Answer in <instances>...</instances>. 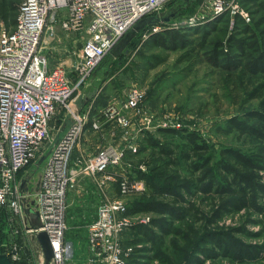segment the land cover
<instances>
[{
  "label": "rangeland",
  "instance_id": "rangeland-1",
  "mask_svg": "<svg viewBox=\"0 0 264 264\" xmlns=\"http://www.w3.org/2000/svg\"><path fill=\"white\" fill-rule=\"evenodd\" d=\"M232 7L237 14L232 13L230 9L213 21H209L212 13L210 3L206 0L169 1L159 13L161 16L175 14L170 24L168 23L169 29L193 32L209 22L212 25L204 26V29L192 33L186 48H162L155 44L146 46L145 42L149 39V34H146L140 41H136L128 54L120 59L117 60L114 55L109 54L94 75L75 89L72 101L76 108L87 105L86 101L90 104L88 108L91 106L89 98L95 96L94 108L97 113H101L109 104L123 103L134 87L145 92L139 110L123 112L132 121L129 129H124L115 123L106 125L99 132L89 127V132L97 133L96 136L89 135L86 141L82 138L81 143L86 142L87 146L81 148L78 145L74 150V159L77 160L78 157L93 155L102 146L110 145L125 149V156L119 166L111 169L107 174L95 177L79 175L69 186L65 237L74 247L75 264H91L88 228L97 219L100 204L106 199H116L120 196L118 189L122 176L142 179V175L147 174L157 186V190L161 185L170 186L174 183L171 174L166 176L159 174L162 160L155 158L153 150L144 141L146 134L157 140H172L180 143L177 136L171 137L163 134L161 130L196 132L212 146L217 155L221 148L235 146L252 155L259 164L264 162V152H261L262 142L248 136L239 138L237 133L224 134L217 131L220 124L229 118L247 110L258 109L260 105V100L257 99L246 102V94L238 103L226 82L223 66L230 58L239 56L241 53L239 50H233L227 58L209 59L213 50L217 48V43H226L234 35L236 30L232 32L231 30L238 16L250 26L257 37L255 39L257 47L247 48V56L244 60L258 58L264 52L262 34L264 8L261 0H233ZM18 13L19 0H0V35L5 29H13ZM193 18L203 24L194 28L187 27ZM253 20L258 21L260 25L256 26ZM158 28L159 31L163 27L158 26ZM55 36L58 42L55 39L51 40L44 52L53 65H63L68 70L76 85L77 72L74 70V64L80 61L81 43L69 42L70 39L59 26H56ZM239 37L243 38L246 35ZM249 41L254 42L253 39ZM192 47H195V52L190 51ZM59 118L56 115L50 122L54 138L62 122ZM51 142L52 140L45 142L42 150H48ZM131 145L136 147V152L129 148ZM42 167L33 163L21 176L26 175L28 179H33L34 185H37L41 179ZM186 173L185 168L181 170L182 175ZM260 175L264 183V172H260ZM105 176H110L112 179L104 181L103 184ZM143 180H147V190L142 194L131 196L130 199L154 191L153 187L148 186V179ZM174 191L184 194L187 199L190 198L177 185ZM261 197L256 200V204L264 208V199ZM243 214H245L244 210L235 216H226L219 221L218 226H212L215 231L211 234L206 232L204 221L192 223L196 232V238L193 239L195 247L192 249H190L192 246L189 248L185 237L167 235L161 248L162 259L159 260L153 257L151 246L140 244L136 235L124 234L123 244L126 247L138 245L135 253L140 250L139 257L146 260V264H264V223L259 222L262 220V215L252 214L242 218ZM153 216L155 215L139 214L135 218L141 220ZM7 217L8 213L0 212V252L1 244L8 236ZM158 218L168 219L169 216L159 215ZM247 218L253 221L248 222ZM189 222L192 221L189 219ZM244 223L247 227L245 233L231 230L233 227H241ZM151 228L156 231L154 227ZM201 250H207V253ZM37 256L38 264H44L43 254L39 253ZM196 258H200V261Z\"/></svg>",
  "mask_w": 264,
  "mask_h": 264
},
{
  "label": "built area",
  "instance_id": "built-area-1",
  "mask_svg": "<svg viewBox=\"0 0 264 264\" xmlns=\"http://www.w3.org/2000/svg\"><path fill=\"white\" fill-rule=\"evenodd\" d=\"M169 1L19 0L14 28L0 35V210L8 213L9 226L0 254H8L15 264H38L37 254L42 250L36 232L49 236L55 264H75L74 247L65 237L69 186L79 175L107 174L119 166L125 149L102 146L77 160L74 150L89 127L99 132L115 123L129 129L132 121L123 112L139 110L145 92L134 87L123 103L109 104L101 113L94 108L95 96L88 108V103L76 108L72 96L137 22L160 15ZM232 1L206 0L212 13L209 21L230 9L237 14ZM201 23L193 18L187 27ZM56 26L71 43H81L80 61L74 64L76 85L68 70L53 65L44 52L51 40H56ZM158 29L155 26L152 31ZM56 115L69 120V125L54 138L50 122ZM51 140V147L43 151V144ZM129 148L137 150L134 145ZM42 159L41 179L34 185L33 179L21 174ZM104 179L103 184L112 178ZM146 190L145 180L122 176L120 196L100 204L97 219L88 228L91 264L129 263L138 245L126 247L123 235L136 224L150 221L127 216L129 199ZM25 209L33 215L27 216Z\"/></svg>",
  "mask_w": 264,
  "mask_h": 264
},
{
  "label": "trees",
  "instance_id": "trees-1",
  "mask_svg": "<svg viewBox=\"0 0 264 264\" xmlns=\"http://www.w3.org/2000/svg\"><path fill=\"white\" fill-rule=\"evenodd\" d=\"M261 3L264 8V0H261ZM255 23L256 26L260 25L258 21ZM235 24L231 30V32L236 30L234 35L226 43H217V48L213 50L209 59L212 57L215 60L220 57L227 58L233 50H239L241 52L239 56L230 58L223 66L226 82L238 103L246 94V102L257 99L260 100V105L258 109L247 110L229 118L220 124L217 131L224 134L237 133L239 138L248 136L255 141H260L263 143L261 152H264V52L258 58L245 61L246 49L257 47L255 41L257 37L249 28L250 26L239 16L238 20H235ZM168 25L146 26L130 43L129 51L134 47L136 41H140L146 34H149V39L145 42L146 46L155 44L162 48H186L192 33L204 29V26L208 27L212 23L204 24L193 32L172 30L168 28ZM155 26L163 28L153 32L152 29ZM244 34L246 37H239ZM262 34L264 37V32ZM252 39L254 42L249 41ZM190 51L195 52V47H192ZM123 56L125 53L113 57L118 60ZM161 132L171 137L177 136L181 142L157 140L149 134H146L144 141L153 150L155 158L162 160L159 174L161 176L171 174L174 183L170 186L161 185L157 190V186L148 175H142V179L147 178L148 186L153 187L154 191L142 197L129 199L127 216L134 217L139 214L155 216L149 217L150 221L147 224L140 223L131 227L124 233L125 235H136L140 244H149L153 257L159 260L162 259L161 248L167 235L185 237L189 248L195 247L193 239L196 232L192 223L204 221L206 232L211 234L215 231L212 226H218L219 221L226 216H235L243 210L245 214L242 215V218L252 214H261L262 220L259 222L264 223V208L256 204L259 197L262 196L264 199V183L260 175V172H264V162L259 164L252 155L235 146L221 148L217 155L212 146L196 132L172 129L161 130ZM184 168L187 173L182 175L181 170ZM176 185L179 186V189L184 190L190 198L187 199L184 194L174 191ZM2 211L6 213L4 210H0V212ZM159 215H167L169 218H158ZM189 219L192 222H189ZM246 221L252 222L253 220L247 218ZM151 227H154L156 231L154 232ZM246 228L244 223L241 227H233L231 230L245 233ZM201 251L207 253V250ZM140 255V250H137L131 258L138 261L142 259L139 257ZM196 260L200 261V258H196Z\"/></svg>",
  "mask_w": 264,
  "mask_h": 264
},
{
  "label": "water",
  "instance_id": "water-1",
  "mask_svg": "<svg viewBox=\"0 0 264 264\" xmlns=\"http://www.w3.org/2000/svg\"><path fill=\"white\" fill-rule=\"evenodd\" d=\"M174 13H171L166 16L153 15L147 18H143L134 25V27L124 36V38L119 42V44L114 48L112 54L120 55L121 53H128V46L133 41V39L148 25H159V24H168L171 22V18L174 17ZM43 159L37 165H41ZM22 182L21 189L24 190L26 182ZM27 216L33 215L29 209H25ZM34 227V224H32ZM35 238L38 244L41 247L43 253L44 264H55L54 262V252L49 236L45 232H36ZM0 264H15L8 254H0Z\"/></svg>",
  "mask_w": 264,
  "mask_h": 264
},
{
  "label": "crops",
  "instance_id": "crops-1",
  "mask_svg": "<svg viewBox=\"0 0 264 264\" xmlns=\"http://www.w3.org/2000/svg\"><path fill=\"white\" fill-rule=\"evenodd\" d=\"M14 28V27H13ZM12 30V29H11ZM68 40V39H67ZM70 42V41H69ZM60 43V42H59ZM92 98V97H91ZM91 98H89V100H91ZM88 100V101H89ZM85 104H87V101H86V103ZM89 104V103H88ZM96 105V104H95ZM60 118L59 119H61L62 120V122L59 124V127H58V134H57V136L58 135H60V134H62L67 128H68V125H69V121L68 120H66L64 117H61V116H59ZM91 129V128H90ZM90 130H88L87 129V131H86V133H85V135L83 136V141L85 140L86 141V138H88V136L90 135H93L94 134V136H96V134L97 133H95V132H89ZM87 146V143L85 142L84 144H82L81 143V145H80V147L81 148H83V147H86ZM40 166V165H39ZM118 191H119V189H118ZM70 195V194H69ZM90 253H91V251H89ZM146 263V260H144V259H139L138 261H134V259H130V261H129V263L128 264H145Z\"/></svg>",
  "mask_w": 264,
  "mask_h": 264
},
{
  "label": "bare ground",
  "instance_id": "bare-ground-1",
  "mask_svg": "<svg viewBox=\"0 0 264 264\" xmlns=\"http://www.w3.org/2000/svg\"><path fill=\"white\" fill-rule=\"evenodd\" d=\"M43 254V253H42Z\"/></svg>",
  "mask_w": 264,
  "mask_h": 264
}]
</instances>
